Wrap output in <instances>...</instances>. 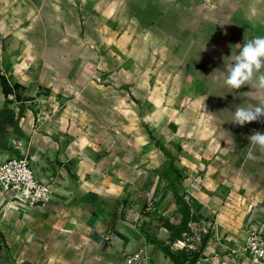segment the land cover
Returning <instances> with one entry per match:
<instances>
[{"label": "crops", "instance_id": "0c3cea01", "mask_svg": "<svg viewBox=\"0 0 264 264\" xmlns=\"http://www.w3.org/2000/svg\"><path fill=\"white\" fill-rule=\"evenodd\" d=\"M215 2L0 0V161L28 159L52 199L0 190V264H127L136 251L175 264L164 248L264 264L243 249L264 220V151L249 140L264 117L230 121L264 94L221 75L235 45L264 36V8ZM221 123L235 147H215ZM176 198L194 218L179 238L166 227L181 224Z\"/></svg>", "mask_w": 264, "mask_h": 264}, {"label": "built area", "instance_id": "2783aa9c", "mask_svg": "<svg viewBox=\"0 0 264 264\" xmlns=\"http://www.w3.org/2000/svg\"><path fill=\"white\" fill-rule=\"evenodd\" d=\"M41 117L37 114L36 122ZM0 190L10 193L13 200L30 207H41L50 203L51 187L36 176L26 158H11L0 161ZM248 235L243 249L252 260L264 259V220L261 224L249 223ZM127 264H153L141 251L127 255Z\"/></svg>", "mask_w": 264, "mask_h": 264}, {"label": "clouds", "instance_id": "9594fccd", "mask_svg": "<svg viewBox=\"0 0 264 264\" xmlns=\"http://www.w3.org/2000/svg\"><path fill=\"white\" fill-rule=\"evenodd\" d=\"M235 48L239 50L238 54L231 56L230 62L221 72L224 83L231 89L250 85L252 89L250 93L264 94V36H255L244 41L243 45H235ZM262 117H264V99H260L256 104L236 107L230 121L244 125L259 121ZM249 140L250 144L264 151V133L254 131ZM247 156L249 159H255L251 151Z\"/></svg>", "mask_w": 264, "mask_h": 264}, {"label": "rangeland", "instance_id": "374dc122", "mask_svg": "<svg viewBox=\"0 0 264 264\" xmlns=\"http://www.w3.org/2000/svg\"><path fill=\"white\" fill-rule=\"evenodd\" d=\"M246 3H249V4H251V3H253V2H255L256 3V1L257 0H251V1H247V0H244ZM259 2H257V3H260V4H262L263 5V7L262 8H264V0H258ZM260 1H262V2H260ZM200 2H201V4L202 5H204V7L205 8H207L208 10H210L211 8H214V6H215V0H200ZM203 8V7H202ZM204 8V9H205ZM251 13H253L252 11H251ZM264 13V12H263ZM245 93V92H244ZM253 97H254V99L255 100H257V99H259L260 98V96H259V93H254V95H253ZM244 98H246L245 96H244ZM215 130L217 129L218 130V136H220V138L217 140V142H218V144H217V142H216V144H215V147H217V146H223V147H230V146H236V144H234L235 142H233V139H232V136H231V134H229V132H227V128H226V124L225 123H221V124H219V126L218 127H215L214 128ZM194 133H196V132H194ZM196 135H197V140H196V144H195V146L196 147H198V145H199V139H198V133H196ZM235 141V140H234ZM207 145H210V144H207ZM195 147V148H196ZM160 151L161 152H163L164 153V156H167L169 159L170 158H173L172 159V162L176 159V158H178V155H174V157H172L170 154H169V156L166 154V152H165V150L164 149H162L161 148V146H160ZM163 155V154H162ZM161 153H160V158H162L161 156ZM171 160V159H170ZM164 163H165V165L167 166V165H169L170 164V161L168 160V161H164ZM172 166V165H171ZM177 176H178V178H181L182 176L181 175H178L177 174ZM177 176H176V178H177ZM145 213H148V212H146L145 211ZM191 226L194 228L193 230H192V240H194V241H196V244L197 245H199L198 244V241H199V238H198V234L200 233L199 231H198V228L199 227H197V226H194L193 224H191ZM201 228V227H200ZM187 240V239H186ZM187 243V242H186ZM193 243V242H192ZM187 244H189V243H187ZM193 244H195V243H193ZM178 245H180L181 246V244H178Z\"/></svg>", "mask_w": 264, "mask_h": 264}, {"label": "trees", "instance_id": "16d2710c", "mask_svg": "<svg viewBox=\"0 0 264 264\" xmlns=\"http://www.w3.org/2000/svg\"><path fill=\"white\" fill-rule=\"evenodd\" d=\"M177 204L180 206V212L182 214V221L179 227H174L170 225H166V227L173 231V234L179 238L181 236L182 232H189V223L194 219L193 214L191 213L190 206L179 200V198H176ZM206 237L202 238V247L204 245ZM164 251L166 254L173 260L175 264H183L180 262L182 259L188 261V264H194L197 261V258L199 257V252H194L191 255L187 254L185 251H179L178 254H173L169 252L168 248H164Z\"/></svg>", "mask_w": 264, "mask_h": 264}]
</instances>
